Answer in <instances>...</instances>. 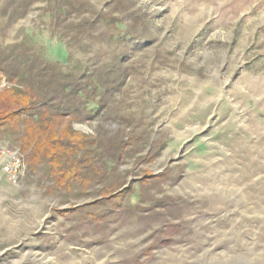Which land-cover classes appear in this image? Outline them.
I'll return each mask as SVG.
<instances>
[{"label":"rangeland","instance_id":"rangeland-1","mask_svg":"<svg viewBox=\"0 0 264 264\" xmlns=\"http://www.w3.org/2000/svg\"><path fill=\"white\" fill-rule=\"evenodd\" d=\"M28 75L81 90L62 120L104 183L22 151L0 264H264V0H0V90Z\"/></svg>","mask_w":264,"mask_h":264},{"label":"trees","instance_id":"trees-1","mask_svg":"<svg viewBox=\"0 0 264 264\" xmlns=\"http://www.w3.org/2000/svg\"><path fill=\"white\" fill-rule=\"evenodd\" d=\"M14 69L16 73H22L19 66ZM30 78L28 75L27 81L31 82ZM17 84L0 90V139L10 142L6 136H14L13 144H20L19 148L27 153L29 169L34 171L36 167L44 166L56 185L62 183L72 188L78 179L85 187L94 181L103 184V174L93 166L86 150L95 142L62 120L63 111L73 114L79 108L77 103L82 99V92L77 85L68 80L55 88L53 93L71 99L62 105L50 102L51 93L35 91L32 82L28 83L31 85ZM103 189L109 194L117 186L105 185Z\"/></svg>","mask_w":264,"mask_h":264},{"label":"built area","instance_id":"built-area-1","mask_svg":"<svg viewBox=\"0 0 264 264\" xmlns=\"http://www.w3.org/2000/svg\"><path fill=\"white\" fill-rule=\"evenodd\" d=\"M26 172L25 153L0 139V173L13 185H18Z\"/></svg>","mask_w":264,"mask_h":264},{"label":"crops","instance_id":"crops-1","mask_svg":"<svg viewBox=\"0 0 264 264\" xmlns=\"http://www.w3.org/2000/svg\"><path fill=\"white\" fill-rule=\"evenodd\" d=\"M1 174V173H0Z\"/></svg>","mask_w":264,"mask_h":264}]
</instances>
